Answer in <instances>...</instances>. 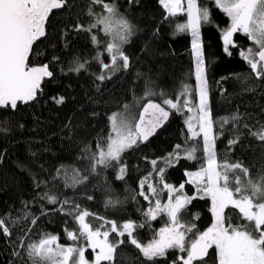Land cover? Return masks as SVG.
<instances>
[{
    "label": "trees",
    "instance_id": "trees-1",
    "mask_svg": "<svg viewBox=\"0 0 264 264\" xmlns=\"http://www.w3.org/2000/svg\"><path fill=\"white\" fill-rule=\"evenodd\" d=\"M114 2L134 26V34L123 45L129 58L128 69L113 74L95 59L100 53L104 63H111L104 51L110 37L93 29L91 34L100 41L93 44L90 33L75 31L77 23L87 27L93 22V17L87 14L90 0H69L71 7L51 16L46 37L34 47L30 59L31 65L48 63L53 73L44 80L42 93L34 102L19 104L16 111L0 109V122L6 121L3 126L9 129L6 134H0V218L5 219L12 231L11 237L0 236V264H26V257L13 255L17 251L24 255V248L18 245L23 242L27 246L45 234L57 235L60 244L71 245L73 241L67 238L65 229L74 231L77 225L65 212L73 205L78 204L80 209L118 225L126 221L143 223L142 213L149 202L138 195V185L151 171L149 161L167 158L178 144L187 148L192 143L186 140L190 134L184 115L172 110L170 120L156 136L123 154L121 162L127 166L123 180L116 179V168L98 167L95 173L91 171L90 152L95 151L97 141L109 133V118L113 114L128 115L136 107L135 124L148 100L175 101L185 84L194 86L196 83L191 34L176 30L178 24L186 23V14L166 18L167 12L158 0ZM199 2L210 12V22L201 24V43L214 133L218 136L217 158L229 163L241 161L256 179L264 175V141L252 136L249 129L258 131L264 126V79H255L239 55L241 50L255 45L242 33H237L233 36L236 47L230 45L231 55L226 53L223 30L228 27L229 18L215 8L213 0ZM93 9L101 11L100 6ZM80 63H84L83 69L71 70ZM101 74L111 78L100 81L97 76ZM148 92L155 95H146ZM53 97H63L64 102L57 104ZM234 115L239 117L238 121L221 126L223 120H230ZM234 138H238V143L229 146ZM198 139L202 142V138ZM163 166L162 162L158 163V167ZM200 166V161L180 159L166 169L164 182L176 187L184 183V193L192 196L195 187L186 183L185 172L196 171ZM77 173L88 178L71 186ZM158 179L153 174L152 182L162 188ZM144 190L147 192V186ZM45 193L55 196L58 203L53 205L46 198L41 199ZM89 196L92 199H88ZM159 198L166 203L167 193L161 192ZM64 200L69 204L64 205L65 212H60V202ZM117 200L120 203H108ZM210 207L209 198L193 200L181 213V222L194 223V232L205 231L213 223ZM42 209L46 214H41ZM26 212L31 213L28 220L24 219ZM226 213L232 215L234 224L244 223L238 220L236 210L226 209ZM32 217H37L34 225L29 222ZM87 220L93 227L102 222L92 216ZM166 220V216L158 217L150 226L137 228L135 235L141 243L147 244L154 233L165 226ZM188 235L192 237L191 233ZM117 239L127 238L115 233L110 237L113 241ZM77 243L86 245L83 240ZM179 255L185 254L170 250L156 264H173ZM207 261L216 264L214 250H210ZM114 264L145 262L138 250L126 242L117 249Z\"/></svg>",
    "mask_w": 264,
    "mask_h": 264
},
{
    "label": "snow or ice",
    "instance_id": "snow-or-ice-1",
    "mask_svg": "<svg viewBox=\"0 0 264 264\" xmlns=\"http://www.w3.org/2000/svg\"><path fill=\"white\" fill-rule=\"evenodd\" d=\"M135 3L136 0H128ZM167 12L166 18L186 14V23L176 26L178 32H190L192 50L196 58L195 67V96L188 85L177 95L176 100L165 98L162 103L152 100L143 106L138 121L133 124L126 118L113 114L110 119V131L101 137L95 151L90 152L91 171L97 168H116L117 180H123L127 174V166L121 162L125 152L140 143L147 142L159 127L169 118L170 111L190 113L185 119L187 131L190 134L186 140L191 141L187 148L176 145L173 153L167 158L150 160L151 171L139 182L138 195L149 202L143 211L145 221L137 225L133 221H126L118 225L115 221L104 220L80 206L73 205L65 212L64 205L69 201L60 202V212L70 215L77 225L74 231L65 229L66 236L73 241L71 245L59 243V237L45 234L38 241L25 246L21 242L18 247L24 248V255L14 252L13 255L26 257V264H114L117 249L126 242L131 244L142 255L145 264H156L159 258L166 257L170 250L184 253L176 257L173 264H208L210 250L215 252L216 264H264V175L253 179L249 168L241 161L229 163L218 160L214 123L210 101L209 86L206 76L203 47L200 39L201 24L210 22L209 8L199 0H158ZM215 8L226 15L230 23L223 30L224 51L231 55L229 46L236 47L234 34L242 33L255 47H249L239 52L240 57L248 64L255 79H264V0H213ZM93 6H100L96 12ZM71 7L69 0H0V109L18 110L19 104H29L38 99L42 93V83L53 73L47 64L30 66L29 57L33 53L34 45L46 36V24L49 22L53 10H63ZM93 22L85 27L77 23V32L92 33L93 29L103 32L110 41L106 43L104 51L110 56L111 63H104L100 53L95 59L104 69H110L114 74L120 69L129 68V58L123 51V45L129 42L134 34V26L119 12L114 0H90L88 13ZM93 44H99L95 34H91ZM85 67L80 63L73 71L79 72ZM110 76L101 74L97 79L103 81ZM146 95H155L148 92ZM162 95V94H161ZM183 97V99H181ZM57 104L64 102L63 97H53ZM166 106V107H165ZM234 115L231 119L221 122L227 124L238 121ZM0 122V134H6L9 129ZM22 127V126H21ZM244 127H249L244 125ZM250 134L259 141H264V126L260 130L249 129ZM202 138V142L200 139ZM238 143V138L229 141V146ZM200 153V155H197ZM2 158V157H0ZM180 159L200 161L196 171H186V183L195 187V194L189 196L184 193V183L179 187L164 182L166 169L174 166ZM147 160V157H145ZM162 162L163 167H158ZM59 172V170H58ZM153 174L158 177V188L153 182ZM87 176H73V184H81ZM39 187V182H37ZM147 186V192H145ZM161 192L167 193V202L162 203ZM47 199L50 204H57L55 196L45 193L41 199ZM209 198L213 223L203 232H194V223L186 225L181 222V213L195 199ZM88 199H92L91 196ZM135 199V197H133ZM109 204H118V200ZM27 207V205H25ZM226 209L236 210L238 220L244 223H233L232 215ZM41 214H46L41 210ZM31 213L26 212L24 219L28 220ZM89 216L102 222L93 227L87 220ZM166 216L165 226L154 233L153 239L147 244L141 243L135 235L137 228L150 226V222L158 217ZM198 219V217H196ZM37 217L29 221L35 224ZM115 233L118 237L127 239L110 240ZM189 233L192 237H189ZM0 236L11 237V228L4 218H0ZM86 241L79 244L78 241ZM91 249L94 256L89 261L85 255Z\"/></svg>",
    "mask_w": 264,
    "mask_h": 264
},
{
    "label": "rangeland",
    "instance_id": "rangeland-1",
    "mask_svg": "<svg viewBox=\"0 0 264 264\" xmlns=\"http://www.w3.org/2000/svg\"><path fill=\"white\" fill-rule=\"evenodd\" d=\"M185 3H186V0H185ZM179 15H180V14H179ZM189 33H190V32H189ZM190 34H191V33H190ZM200 39H201V28H200ZM194 58H195V55H194ZM195 63H196V58H195ZM188 86H189L190 89L193 90L192 99L195 101V100H196V96H195V87H196V83H195L194 86H191V85H188ZM181 99H183V97H181ZM135 111H136V107L132 108L131 111H130V113H129L128 115H122V114H120V113H117V115L120 116L121 118H126V119L129 120L131 123H134L135 116H136ZM183 115H184V117H185V119H186L187 116H188V115H191V114H190V113H187V112L185 111V112H183ZM187 180H188V177H187ZM88 252H89L90 256H89ZM85 255H86V257H87V259H88L89 261H91V260L93 259V256H94V254H93V252H92L91 249H88V250L86 251Z\"/></svg>",
    "mask_w": 264,
    "mask_h": 264
},
{
    "label": "water",
    "instance_id": "water-1",
    "mask_svg": "<svg viewBox=\"0 0 264 264\" xmlns=\"http://www.w3.org/2000/svg\"><path fill=\"white\" fill-rule=\"evenodd\" d=\"M59 11H62V10H53V14L54 13H56V12H59ZM53 14H51L50 15V18H51V16L53 15ZM50 18H49V20H50ZM47 25H48V23L46 24V33H47ZM46 37V36H45ZM45 37H42L39 41H37L36 42V44L33 46V47H35L39 42H41ZM31 57H32V54L30 55V57H29V64H30V59H31ZM44 64H47L48 65V63H44ZM44 64H33V65H31L30 64V66H40V65H44ZM48 67H49V65H48ZM49 70H50V67H49ZM51 71V70H50ZM47 78H45V80H46ZM44 82V81H43ZM43 84V83H42ZM153 102H155V103H160V102H158V101H156V100H152ZM148 102V101H147ZM146 102V103H147ZM31 103V102H30ZM145 103V104H146ZM144 104V105H145ZM143 105V106H144ZM143 111V107L141 108V110H140V113ZM140 113H139V115H140ZM171 116H172V112L170 111V115H169V118H168V120L166 121V122H164V124H163V126L162 127H159L157 130H156V133L153 135V136H151L150 138H149V140L148 141H150L154 136H156V134L161 130V129H163V127L168 123V121L170 120V118H171ZM138 118H139V116H138ZM137 121H138V119H137ZM136 121V122H137ZM147 141V142H148ZM144 143H146V142H144Z\"/></svg>",
    "mask_w": 264,
    "mask_h": 264
}]
</instances>
